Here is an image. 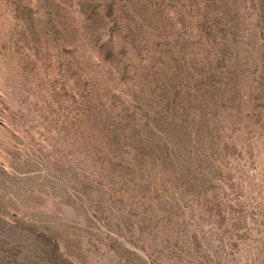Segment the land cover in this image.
Wrapping results in <instances>:
<instances>
[{"label": "rangeland", "instance_id": "1", "mask_svg": "<svg viewBox=\"0 0 264 264\" xmlns=\"http://www.w3.org/2000/svg\"><path fill=\"white\" fill-rule=\"evenodd\" d=\"M0 264H264V0H0Z\"/></svg>", "mask_w": 264, "mask_h": 264}]
</instances>
